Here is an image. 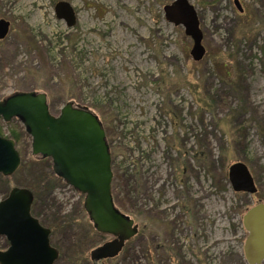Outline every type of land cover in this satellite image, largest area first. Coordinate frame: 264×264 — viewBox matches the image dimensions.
<instances>
[{
  "label": "rangeland",
  "instance_id": "obj_1",
  "mask_svg": "<svg viewBox=\"0 0 264 264\" xmlns=\"http://www.w3.org/2000/svg\"><path fill=\"white\" fill-rule=\"evenodd\" d=\"M174 1L0 0V21L9 24L0 40V100L40 92L55 116L69 102L98 115L116 206L139 225L103 264H249L242 219L264 205V0H187L203 33L199 61L185 27L166 17ZM60 3L73 9L74 26L58 18ZM12 122L0 119L5 137L23 127ZM31 143L25 136L20 148L27 160ZM237 164L255 193L233 189ZM3 179L0 201L16 186ZM54 196L61 214L84 202L67 184ZM71 234H61L62 245ZM101 235L84 243L78 261L70 251L55 263L102 264L90 258L109 239ZM8 246L0 237V251Z\"/></svg>",
  "mask_w": 264,
  "mask_h": 264
},
{
  "label": "water",
  "instance_id": "obj_2",
  "mask_svg": "<svg viewBox=\"0 0 264 264\" xmlns=\"http://www.w3.org/2000/svg\"><path fill=\"white\" fill-rule=\"evenodd\" d=\"M56 12L69 27L75 25V14L69 4H58ZM165 12L168 21L185 27V34L193 41V60H202L203 33L195 8L187 0H175ZM8 31V22L0 21V40ZM0 119L6 123L17 119L22 123L32 140V155L50 159L54 174L84 196V210L95 231L116 238L114 248L106 245L94 250L92 259L107 257L103 254L117 255L126 242L138 235L139 225L116 206L112 154L96 114L69 102L55 116L50 111L47 94L16 92L0 100ZM20 165L21 155L15 141L0 135V175L12 177ZM229 180L236 192H256L250 172L243 164L230 168ZM33 203V193L19 187H13L0 201V237L9 242L8 248L0 251V264H55L58 260L59 251L50 242L51 231L31 213ZM258 212H264L263 204L248 211L244 225ZM248 230L246 258L249 264H261L264 222Z\"/></svg>",
  "mask_w": 264,
  "mask_h": 264
},
{
  "label": "trees",
  "instance_id": "obj_3",
  "mask_svg": "<svg viewBox=\"0 0 264 264\" xmlns=\"http://www.w3.org/2000/svg\"><path fill=\"white\" fill-rule=\"evenodd\" d=\"M11 124H13V122ZM0 135L5 137L1 129ZM25 136L28 135L25 133L23 127L15 126L11 127L8 137H5L15 141L21 155V165L12 176L16 182L15 187L25 188L33 193L34 203L31 213L39 220L43 227L51 231V245L59 251V258L57 261L59 262L62 260L63 256L67 252V254H69L70 251L73 252V256L72 254L70 256L72 261L74 262V259L78 261L85 255L87 249H89L84 243L91 238L95 239V237H102V235L95 231L89 219L85 217L83 203H80L73 212L61 214V207L57 204L58 202L54 194L56 189L65 185V183L54 174L52 161L50 159L33 155V157L28 160L25 158L20 149L23 145ZM0 178L4 180L2 176H0ZM112 188H114V185H112ZM114 200L116 202V199ZM66 231H74L76 235L73 238L71 234L69 237L70 243L62 245L60 239L61 234ZM68 246H70V250L67 249L65 251L64 248ZM74 247L77 249V254L75 256Z\"/></svg>",
  "mask_w": 264,
  "mask_h": 264
},
{
  "label": "flooded vegetation",
  "instance_id": "obj_4",
  "mask_svg": "<svg viewBox=\"0 0 264 264\" xmlns=\"http://www.w3.org/2000/svg\"><path fill=\"white\" fill-rule=\"evenodd\" d=\"M259 205V204H257ZM256 205V206H257ZM254 206V207H256ZM248 212L243 216V224L245 223V217L247 216ZM253 215V214H252ZM251 215L250 219L248 220V222L246 223V225H244V229H245V232H247V237H246V240H245V245H244V253H245V247H246V244H247V239L248 237L250 236V231L248 229H253L255 227V225L259 224V223H262L264 222V212H258L257 214L254 215V217ZM109 237V239L107 240V242L103 243L101 246H98L95 250L97 249H101L102 247L106 246L108 248H114L115 246V243H116V238L110 236V235H107ZM129 242V241H128ZM126 242L124 247L122 248V250H124L126 244L128 243ZM261 242H263V246H264V240H262ZM122 250L120 252H118L117 255L115 256H111V254H103L107 257L105 258H102V259H92L91 258V253H90V258L93 262H96V263H104L106 261H110V260H114L115 258L119 257V255L121 254ZM94 251V250H92ZM245 256H246V253H245Z\"/></svg>",
  "mask_w": 264,
  "mask_h": 264
},
{
  "label": "built area",
  "instance_id": "obj_5",
  "mask_svg": "<svg viewBox=\"0 0 264 264\" xmlns=\"http://www.w3.org/2000/svg\"><path fill=\"white\" fill-rule=\"evenodd\" d=\"M131 167V169H132V166H130Z\"/></svg>",
  "mask_w": 264,
  "mask_h": 264
}]
</instances>
